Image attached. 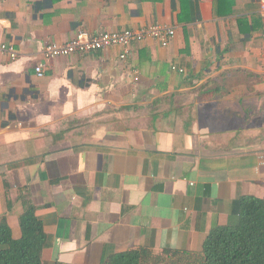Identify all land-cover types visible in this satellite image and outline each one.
Wrapping results in <instances>:
<instances>
[{
    "label": "crops",
    "instance_id": "1",
    "mask_svg": "<svg viewBox=\"0 0 264 264\" xmlns=\"http://www.w3.org/2000/svg\"><path fill=\"white\" fill-rule=\"evenodd\" d=\"M262 1L0 0V45L19 53L0 51V223L19 239L33 210L44 264H102L199 252L263 199ZM153 24L176 31L168 47L43 58L80 31Z\"/></svg>",
    "mask_w": 264,
    "mask_h": 264
},
{
    "label": "trees",
    "instance_id": "2",
    "mask_svg": "<svg viewBox=\"0 0 264 264\" xmlns=\"http://www.w3.org/2000/svg\"><path fill=\"white\" fill-rule=\"evenodd\" d=\"M20 223L19 239L5 218L0 223V264H44L42 253L51 247L44 225L33 210H27ZM102 264H264V198H241L232 221L213 228L199 252L154 256L148 250H132Z\"/></svg>",
    "mask_w": 264,
    "mask_h": 264
},
{
    "label": "built area",
    "instance_id": "3",
    "mask_svg": "<svg viewBox=\"0 0 264 264\" xmlns=\"http://www.w3.org/2000/svg\"><path fill=\"white\" fill-rule=\"evenodd\" d=\"M264 17V0L261 8ZM176 31L168 26L153 24L143 29L125 30L123 32H102L91 34L87 31H80L74 39L65 44L48 43L43 49L45 62L60 57H68L78 53L88 54L92 52L104 51L110 48H120V59L125 61L132 51L135 43L143 42L147 39L157 40L163 47H168L174 38ZM0 51L9 55L12 61L19 58V53L12 44H1ZM46 63H39L35 71L39 77H43ZM177 68L174 67L173 71ZM179 70V69H178ZM184 73V70H179ZM264 160V157H263Z\"/></svg>",
    "mask_w": 264,
    "mask_h": 264
}]
</instances>
